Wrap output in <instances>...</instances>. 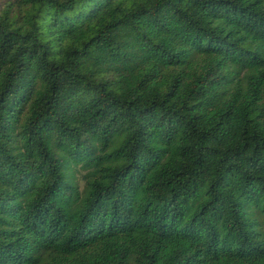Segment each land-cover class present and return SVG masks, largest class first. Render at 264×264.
<instances>
[{"label":"trees","instance_id":"trees-1","mask_svg":"<svg viewBox=\"0 0 264 264\" xmlns=\"http://www.w3.org/2000/svg\"><path fill=\"white\" fill-rule=\"evenodd\" d=\"M257 210L264 0H0V264H264Z\"/></svg>","mask_w":264,"mask_h":264},{"label":"rangeland","instance_id":"rangeland-1","mask_svg":"<svg viewBox=\"0 0 264 264\" xmlns=\"http://www.w3.org/2000/svg\"><path fill=\"white\" fill-rule=\"evenodd\" d=\"M83 186V184H82ZM248 220H251V221H256V222H259V223H264V215L261 214L258 210L254 213H251L250 215H248Z\"/></svg>","mask_w":264,"mask_h":264}]
</instances>
